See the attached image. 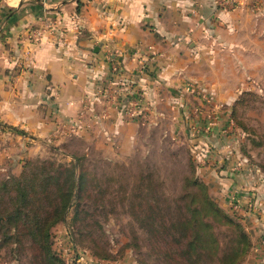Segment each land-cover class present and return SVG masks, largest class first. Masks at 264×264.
Masks as SVG:
<instances>
[{"label":"crops","instance_id":"obj_1","mask_svg":"<svg viewBox=\"0 0 264 264\" xmlns=\"http://www.w3.org/2000/svg\"><path fill=\"white\" fill-rule=\"evenodd\" d=\"M261 35L264 0H239L231 9L215 0H0V157H23L18 143L27 152L37 140L62 141L65 128L130 146L146 123L171 117L177 128L202 134L193 144L204 150L220 129L197 110L207 107L187 84L235 100L245 80L240 67L248 65L243 57L264 65ZM225 83L232 91L223 94ZM111 88L137 91L150 113L123 117ZM257 169L244 178L248 169L234 163L221 174L228 198L257 214L251 230L264 250V174Z\"/></svg>","mask_w":264,"mask_h":264},{"label":"rangeland","instance_id":"obj_2","mask_svg":"<svg viewBox=\"0 0 264 264\" xmlns=\"http://www.w3.org/2000/svg\"><path fill=\"white\" fill-rule=\"evenodd\" d=\"M238 4L239 0H235L224 7L220 0H215V5L219 8L231 9ZM247 5L250 6L249 3ZM260 52L264 58V52ZM256 58L259 62V57H243L248 65L240 67L245 80L241 82V92L235 100L216 98L215 92L212 94L203 87L209 93L208 98L194 92L207 107L206 111L204 106L197 110L210 114L207 117L209 123L211 117H214L216 126L220 129L216 138L219 148L216 144L210 146V143L204 150L196 147L197 143L193 144V141L202 138V134L196 135L197 132L193 133L190 128H177L172 117L157 125L146 123L139 130L136 142L130 146L111 145L104 140L102 134L94 131L79 133L65 128L62 141L44 144L36 139L39 143L32 144L27 152L23 150L25 146L18 143L17 154L22 151L25 153L23 157L19 154L18 157H0V192L2 182L21 178L24 174L33 172L34 168L53 174L51 163L68 166L74 162V157L76 160L81 159L82 168L91 178L92 195L91 198H86V203L91 208L92 216L83 221L84 223L71 225L70 220L55 226L52 236L53 250L66 264H140L141 255L150 250L153 241L139 224L138 217L145 218L148 211H145L146 200H142V195L138 194V186L145 189L144 184L150 180L158 195L162 181L161 191L166 193L168 199L174 198L182 192L183 177L191 163L197 166V176L209 188L211 198L229 214L237 217L250 233L253 242L251 252L255 251L257 256L254 264H258L264 257L263 243L260 244L262 238L258 232L252 233L251 230L257 214L254 215L246 206H235L238 202L232 195L228 198L229 186L222 184L221 174V169H228L234 163L235 167L241 165L248 169L243 173L244 178H248V174L254 178L257 173L252 170L255 167L260 174L258 177L264 174V65H255ZM234 71L236 73V67ZM231 84H223L228 87L222 90L223 94L232 91ZM188 91L193 92L190 89ZM238 98L243 100L239 104L236 103ZM144 106L147 105L144 103ZM194 115L196 117V114L189 111L187 119H194ZM183 118L185 120V116ZM225 125L227 130H224ZM17 132L18 137L28 136L26 131ZM148 174L151 177H147ZM226 176L232 184L237 183L232 175ZM150 203L153 205L154 201ZM6 220L0 214V264H37L32 256L33 249L29 238L21 234L11 237V234H16L17 228L12 227ZM137 243L141 245V253L136 250ZM96 252L108 257L102 258Z\"/></svg>","mask_w":264,"mask_h":264},{"label":"trees","instance_id":"obj_3","mask_svg":"<svg viewBox=\"0 0 264 264\" xmlns=\"http://www.w3.org/2000/svg\"><path fill=\"white\" fill-rule=\"evenodd\" d=\"M242 101L238 98L236 103ZM51 165L53 174L34 168L21 178L2 182L0 214L17 228L11 237L21 234L29 238L37 264H66L53 250V229L59 223L71 220V225L77 224L92 216L86 203V198L92 195L91 178L82 168L81 159L75 157L68 166ZM188 165L182 192L174 198L168 199L161 191L162 181L158 195L150 180L144 184L145 189L138 186V194L146 200L145 211H148L145 218L138 217L139 224L153 241L139 263L254 264L257 256L255 251L251 252L250 233L237 217L211 198L209 188L197 176V166ZM135 246L141 253V245ZM96 255L108 257L97 252Z\"/></svg>","mask_w":264,"mask_h":264},{"label":"built area","instance_id":"obj_4","mask_svg":"<svg viewBox=\"0 0 264 264\" xmlns=\"http://www.w3.org/2000/svg\"><path fill=\"white\" fill-rule=\"evenodd\" d=\"M235 0H220L222 6H228ZM145 62L141 63V69H144ZM188 89L193 92H197L201 94L205 99L209 97V93L204 91V89L197 84H189ZM129 93L123 94L118 90L111 88V99L115 101L116 105L118 104L119 111L121 112L123 117H127L129 119H138L146 117L147 113L150 112L151 108L144 106L143 99L137 92H133L132 90H128ZM211 122L213 123L215 120L214 117H211ZM235 206H239L235 204ZM109 264V263H108Z\"/></svg>","mask_w":264,"mask_h":264}]
</instances>
